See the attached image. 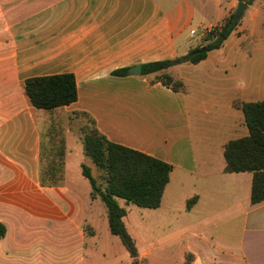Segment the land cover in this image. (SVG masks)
Instances as JSON below:
<instances>
[{
  "label": "crops",
  "instance_id": "0c3cea01",
  "mask_svg": "<svg viewBox=\"0 0 264 264\" xmlns=\"http://www.w3.org/2000/svg\"><path fill=\"white\" fill-rule=\"evenodd\" d=\"M240 3L247 10L221 49L168 70L187 93L130 72L113 76L206 44ZM70 73L77 102L51 111L32 105L26 80ZM263 101L264 0H0V264H98L88 242L98 245L100 220L110 228L82 173L78 112L109 141L173 166L155 212L177 220L199 209L192 245L208 264H264V202L252 205L253 174L227 173L224 156L230 141L249 135L236 104ZM217 229L240 238H215ZM183 233L139 252V261L164 246L169 260Z\"/></svg>",
  "mask_w": 264,
  "mask_h": 264
},
{
  "label": "trees",
  "instance_id": "16d2710c",
  "mask_svg": "<svg viewBox=\"0 0 264 264\" xmlns=\"http://www.w3.org/2000/svg\"><path fill=\"white\" fill-rule=\"evenodd\" d=\"M240 21L235 13L231 14L214 28L206 44L193 48L180 58L144 64L142 76L149 78L151 84L161 83L175 93H187L184 82L169 74L168 70L185 63L197 65L206 60L211 52L223 47ZM113 76L127 77L129 69L114 71ZM25 89L32 105L39 110H55L78 100L76 78L71 73L28 79ZM236 106L244 113L249 135L226 145V172L253 174L251 203L257 205L264 202V101L237 103ZM74 116L86 121L80 128L83 151L98 172L95 176L91 167L82 165L83 176L92 186V198L101 199L107 210L111 233L121 240L132 264H140L138 248L124 220L127 210L119 201L143 209H158L173 166L109 141L88 113L78 112ZM194 201H189V208ZM6 235L7 227L0 223V240Z\"/></svg>",
  "mask_w": 264,
  "mask_h": 264
},
{
  "label": "rangeland",
  "instance_id": "374dc122",
  "mask_svg": "<svg viewBox=\"0 0 264 264\" xmlns=\"http://www.w3.org/2000/svg\"><path fill=\"white\" fill-rule=\"evenodd\" d=\"M82 120V125L86 123ZM86 165L91 167L96 176V168L89 158H86ZM121 205L126 208L128 215L125 218V223L127 225L128 231L134 238L137 248L140 253L146 250L158 246L159 244L174 240L176 237L180 236L183 232L182 238L178 241H174L171 248L173 249V254L168 255L169 260H164L163 256L166 255V246L162 247L161 250L154 252L150 257H145L146 260L140 261V264H208L205 260L203 252L199 249V254L194 252L193 241L196 240L195 237L199 238V209L196 214H182L178 215L176 220L174 215L165 216L158 215L155 210L139 208L133 204L126 205L124 201H120ZM99 203L103 205L101 200ZM100 206V205H99ZM98 206V207H99ZM104 208L103 206H100ZM104 211V209H102ZM160 218V219H159ZM104 228L101 220L97 223V231L99 233V243L95 245L94 240H89L87 253L89 256L93 257V260L98 264H131V258L129 253L124 248L121 240L118 237L113 236L108 229V222ZM160 224L158 229H153V224ZM167 224H170L167 226ZM215 238L230 239L236 242L240 238V233H234L232 236H227V230L217 229L211 231ZM195 234V235H194ZM109 237L113 238V241H109ZM186 250L182 253L180 248ZM239 258L237 247L233 248V251H229ZM102 253L106 254V257H102ZM220 256L226 257V254L222 252H217ZM235 264H240L239 261Z\"/></svg>",
  "mask_w": 264,
  "mask_h": 264
},
{
  "label": "water",
  "instance_id": "95a60500",
  "mask_svg": "<svg viewBox=\"0 0 264 264\" xmlns=\"http://www.w3.org/2000/svg\"><path fill=\"white\" fill-rule=\"evenodd\" d=\"M246 10H247V6L244 3H240L239 6H238L237 11L235 13L236 19L240 20L243 17V15H244ZM129 72L132 75L141 76L142 75V67L141 66L133 67L132 69L129 70Z\"/></svg>",
  "mask_w": 264,
  "mask_h": 264
}]
</instances>
